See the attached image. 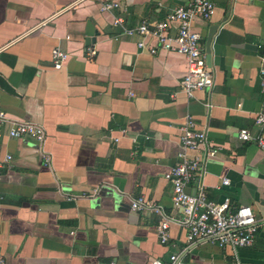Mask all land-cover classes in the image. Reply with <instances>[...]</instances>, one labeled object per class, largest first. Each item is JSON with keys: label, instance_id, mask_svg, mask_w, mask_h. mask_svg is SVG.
Here are the masks:
<instances>
[{"label": "crops", "instance_id": "1", "mask_svg": "<svg viewBox=\"0 0 264 264\" xmlns=\"http://www.w3.org/2000/svg\"><path fill=\"white\" fill-rule=\"evenodd\" d=\"M103 1L0 0V76L16 90L0 88L8 119L0 127L5 264H170L173 253L184 264H264V224L247 247L188 244L184 211L164 177L179 161L181 127L191 116L207 145L191 152L204 160L187 191L250 205L264 221V148L255 138L264 131L254 122L264 104V0H214L209 20H193L205 49L217 29L215 85L192 97L180 86L186 57L137 32L142 20H163L190 0H113L119 6L109 10ZM56 47L67 52L61 69L53 67ZM17 121L41 125L43 144L9 137ZM243 128L249 141L238 137ZM209 148L218 151L210 156ZM139 197L160 211L132 209ZM164 216L167 244L155 229Z\"/></svg>", "mask_w": 264, "mask_h": 264}, {"label": "built area", "instance_id": "2", "mask_svg": "<svg viewBox=\"0 0 264 264\" xmlns=\"http://www.w3.org/2000/svg\"><path fill=\"white\" fill-rule=\"evenodd\" d=\"M119 6L113 0H105L101 4L102 10H109ZM216 11L214 0H190L185 5L177 7L163 20H142L137 32L142 37L156 38L157 46L171 52L182 54L187 59V72L180 81L182 90L188 97L202 89H212L215 85V76L212 68L207 63V53L201 34L193 28V20L200 17L209 20ZM121 19H118L119 22ZM177 26V32L172 35L171 28ZM144 43L141 42L140 46ZM156 52V47L150 48ZM67 52L56 47L52 50L53 67L61 69L64 66ZM261 88L264 93V65L260 68ZM7 113L2 106L0 98V127L7 121ZM255 125L264 131V104L255 116ZM180 136L179 161L164 172V177L173 184V203L184 211L180 221L187 231L188 244L206 240H218L220 245L233 247H247L253 244L256 234L264 221L256 218L250 205L241 204L235 206L229 199L216 201L207 197L205 191L200 188L197 194L187 191L188 185L194 181L203 168L204 158L199 154L191 153L200 151L207 145V132L200 128L193 117H186ZM8 136L21 138L30 136L41 146L45 140V129L30 121H17L12 123ZM3 132L0 129V139ZM238 137L242 141H249L253 135L249 129L243 128ZM258 144L264 148V135L255 137ZM218 149L209 148L207 154L214 156ZM11 159V157H9ZM226 177L223 184H229ZM131 207L134 210H144L148 207L160 211L159 207L150 201L139 197L132 200ZM171 219L164 216L155 229L160 241L167 244L170 241ZM178 253L170 256V264H184L179 259ZM0 264H5L4 255L0 252ZM150 264H164L160 259H154Z\"/></svg>", "mask_w": 264, "mask_h": 264}, {"label": "water", "instance_id": "3", "mask_svg": "<svg viewBox=\"0 0 264 264\" xmlns=\"http://www.w3.org/2000/svg\"><path fill=\"white\" fill-rule=\"evenodd\" d=\"M217 27L214 25L211 27L210 33L208 35L207 38V43H206V53H207V63L209 66H211V62H212V55H211V44H212V39H213V35L216 32ZM0 88L3 89L4 91L8 92V93H12L15 94L16 90L14 89V87H12L8 81L0 76Z\"/></svg>", "mask_w": 264, "mask_h": 264}]
</instances>
